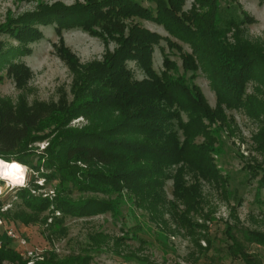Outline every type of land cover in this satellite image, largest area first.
Here are the masks:
<instances>
[{"label": "trees", "instance_id": "obj_1", "mask_svg": "<svg viewBox=\"0 0 264 264\" xmlns=\"http://www.w3.org/2000/svg\"><path fill=\"white\" fill-rule=\"evenodd\" d=\"M149 1L154 3V10L136 0H86L73 6L57 2L26 14L16 26L7 23L0 27V31L11 34L20 43L17 48L0 43V71L14 57L29 53L28 45L41 38V32L34 27L36 23H55L59 35L64 29L80 27L117 45L114 51H107L102 62L85 67L78 66L74 56L62 48L66 50L62 55L75 73L71 103L62 100L58 104L28 106L22 100L17 107L0 103V159L20 163L32 171L28 187L19 189L16 197L33 213L54 207L63 217H91L115 210L124 190L141 196L144 204L148 198L153 207L160 199L157 189L170 167L194 166L198 162L201 174H216L213 167L203 170L206 162L199 154L207 160L210 152L193 144V140L208 131L204 120L223 119V111H213L197 86L188 84L182 76L173 78L167 71H155L153 53L161 41L173 48L181 46L142 28L133 22L135 19L154 21L172 38L191 47L193 54H182L183 68L196 71L197 61L201 62L210 73L218 106L230 110L247 107L264 113V102L246 94L250 81L264 86V50L244 36V26L252 19L239 14L231 0H194L187 12L186 0ZM259 2L264 4V0ZM197 5L205 11L201 13ZM132 61L145 74L142 80H137L128 68ZM166 66L172 67L168 62ZM9 70L18 75L16 69ZM183 112L189 117L187 122L182 120ZM81 117L88 125L71 127ZM179 130L184 141L179 138ZM45 141L48 145L43 151L35 147ZM181 169L175 185L178 196L187 203L186 199L193 195L184 188L180 194ZM258 169L260 186L264 188V168ZM41 179L46 183L59 181L54 198L32 195V191L41 189ZM74 190L115 194L117 199L74 200L70 196ZM4 204L0 199V220L5 217L10 221L9 210L1 213ZM60 221L54 222L56 227ZM231 231H227L232 241L229 248L239 253L237 259L245 264H263ZM243 239L264 251V233L249 231ZM2 244L0 264H27L17 249L9 247L10 242ZM88 263L87 256L65 261L50 256L38 264Z\"/></svg>", "mask_w": 264, "mask_h": 264}, {"label": "rangeland", "instance_id": "obj_2", "mask_svg": "<svg viewBox=\"0 0 264 264\" xmlns=\"http://www.w3.org/2000/svg\"><path fill=\"white\" fill-rule=\"evenodd\" d=\"M136 1L145 8L155 9L149 0ZM57 2L73 6L86 0H0V27L7 23L16 26L26 14ZM231 2L239 14L244 13L252 19V23L244 26L245 39L264 50V4L259 0ZM194 3V0H186L184 11H189ZM133 22L182 47L173 48L161 41L153 53V65L158 74L167 71L173 78L182 76L188 84L197 86L213 111H223V119L204 120L208 131L201 132L193 140V144L206 147L210 152L207 160L199 154L206 162L203 170L213 167L216 174H201L198 162L194 166L170 167L157 189L160 194V199L155 200H158L157 205L149 206L148 198L144 204L141 196L124 190L115 210L84 218L63 217L54 207L38 214L26 208L16 193L28 187L33 175L31 170H28L25 185L19 188L10 187L0 179L3 189L0 199L5 202L1 213L9 210L10 217V221L5 217L1 219L0 248L2 242H10L9 247L17 249L27 264H38L50 256L59 261L87 256L88 264H245L237 259L239 253H233L229 248L232 241L227 231L232 229L233 235L244 242L256 261L264 264L263 249L243 239L249 231L264 233V188L260 186L261 176L258 174V168H264V113L247 107L230 110L218 106L210 73L201 62L197 61L199 68L196 71L187 72L183 68L182 54H193L188 44L172 38L162 25L154 21L135 19ZM34 27L41 32V38L28 45L29 53L14 57L0 71V103L7 102L13 107L22 100L28 106L58 104L62 100L71 103L75 73L62 52L69 51L76 64L85 67L102 62L108 50L117 48L115 42L104 41L80 27L64 29L60 35L56 33L55 23H36ZM0 43L6 47L20 46L14 36L2 31ZM167 62L172 65L169 69ZM11 67L18 75L11 73ZM128 68L137 80L145 77L135 61L128 62ZM246 94L264 102V86L255 80L248 83ZM188 119L187 113L183 112V122ZM88 123L81 117L74 120L71 127L83 128ZM178 135L181 141L185 140L182 130ZM47 145L48 141H45L35 147L43 151ZM180 169V194L184 188L193 195L186 199L187 203L176 190V176ZM38 183L42 187L32 191V195L55 197L59 181L46 183L41 179ZM70 196L74 200L83 197L117 199L115 194L81 193L78 190ZM14 213H21V216H10ZM56 220H61L58 227L54 224ZM7 230H12L27 244L10 239ZM31 251L34 252L33 258L28 255Z\"/></svg>", "mask_w": 264, "mask_h": 264}, {"label": "bare ground", "instance_id": "obj_3", "mask_svg": "<svg viewBox=\"0 0 264 264\" xmlns=\"http://www.w3.org/2000/svg\"><path fill=\"white\" fill-rule=\"evenodd\" d=\"M28 167L16 162L0 159V179L10 187L19 188L25 185ZM0 186V192L2 191Z\"/></svg>", "mask_w": 264, "mask_h": 264}, {"label": "built area", "instance_id": "obj_4", "mask_svg": "<svg viewBox=\"0 0 264 264\" xmlns=\"http://www.w3.org/2000/svg\"><path fill=\"white\" fill-rule=\"evenodd\" d=\"M3 224V222H2V220H0V225H2ZM7 236L10 238V239H12L13 241H17V242H20L21 244H24V245H26L27 244V242L24 240V239H19L15 234H14V232L12 231V230H7ZM28 255L30 256V257H34V252H28Z\"/></svg>", "mask_w": 264, "mask_h": 264}]
</instances>
